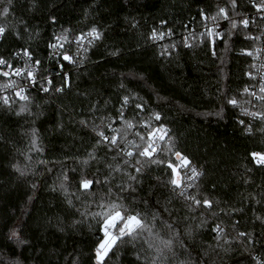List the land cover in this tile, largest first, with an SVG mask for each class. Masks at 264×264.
I'll list each match as a JSON object with an SVG mask.
<instances>
[{"label": "snow or ice", "instance_id": "snow-or-ice-1", "mask_svg": "<svg viewBox=\"0 0 264 264\" xmlns=\"http://www.w3.org/2000/svg\"><path fill=\"white\" fill-rule=\"evenodd\" d=\"M100 2L91 0L82 9L83 27L61 24L59 30L57 5L52 2L42 16L45 30L51 28L42 59L32 47L42 36L40 25L15 16L17 0H0V44L9 36L15 42L0 52V116L9 128L0 132V145L15 147L12 135L27 138L25 149L16 148L24 163H9L33 193L27 197L25 214L30 215L35 193L44 184L62 214L55 217V224L49 219L48 225L60 233L87 235L88 251L74 241L71 250L59 254L63 264H216L217 259L224 264L236 255L240 257L236 264H264V0H215L214 4L192 0L195 14L171 23L159 18L143 34V45L137 42L127 52L119 45H103L102 55L116 59L139 55L150 46L154 56L169 63L181 49L193 54L203 50L213 63L219 60L222 75L225 61L218 52L220 45L223 53L247 61L243 86L233 90L225 83L218 88L207 114L219 123L232 110L241 135L260 138L262 146L246 149L237 166V191L232 195L220 194V180L210 179L207 164L196 162L180 148L165 115L124 83H140L142 76L123 77L115 103L94 87L73 90V72L66 69L86 70L89 63L97 64L90 54L107 38L109 26L92 15ZM28 5L27 12H35L48 0H28ZM119 5L138 7L135 0H119ZM127 23L131 29L140 27L135 17ZM237 39L244 45L238 51ZM46 62L51 67H45ZM36 97L46 98L45 104L64 97L79 102L61 103L52 129L64 135L68 128L73 146L79 143L75 152L48 158L50 149L35 126L44 115ZM20 119L30 121V126L17 133ZM154 171L160 174L153 175ZM36 175L43 177L41 182H29ZM23 223L9 227L6 240L18 248L33 247L23 234ZM44 255L41 251L36 257L38 264Z\"/></svg>", "mask_w": 264, "mask_h": 264}, {"label": "trees", "instance_id": "trees-1", "mask_svg": "<svg viewBox=\"0 0 264 264\" xmlns=\"http://www.w3.org/2000/svg\"><path fill=\"white\" fill-rule=\"evenodd\" d=\"M52 2L57 5L56 29L59 30L61 24L79 29L84 26L80 19L82 9L87 8L91 0H48L47 6L41 5L35 12H27L28 0H17L15 16L24 17L30 20L33 26L41 27L42 36L32 42V47L42 59L44 39L51 32V28L45 30L46 25L42 16L47 15ZM135 2L138 7L122 9L119 0H101L99 8L92 15L99 17L102 26H109L107 38L99 49L90 54L92 60L99 61L97 64L89 63L86 70H71L73 90L75 91L77 87L80 90H91L94 87L101 93H108L111 103H115L122 78L127 76L131 79L133 74L142 76L143 80L140 83H128V80L124 83L142 100H151L149 107L165 115L174 134L179 137L180 148L196 162L207 164L212 170L210 179L220 180V194L223 195L225 192L229 195L234 194L237 191L238 177L234 175L237 166L242 164L246 149L254 150L262 146L260 138H244L238 131L235 123L236 113L232 110L227 111L225 120L219 123L207 114L214 107L210 101L214 99L218 88H222L225 83L233 90L243 86L245 81L242 72L247 61L235 54L223 53V45L218 48L225 61L223 75L218 71L219 60L213 63L203 50H196L193 54L181 49L177 59L171 63L154 56L155 50L150 46L147 51L135 56L125 55L120 59L103 56L104 44L122 46L127 52L130 46L135 49L137 42L141 45L145 43L143 34L147 33L159 18L166 17L170 23L173 20L179 22L186 20L196 11V5L192 0H135ZM203 2L214 4L215 0ZM132 17L140 21L138 29H131L127 23ZM10 43H15L11 36L7 42L0 44V52ZM235 43L236 51L244 46L239 39ZM223 76H228L229 79L225 81ZM44 99L36 97V103L43 106L44 115L36 120L35 126L40 130L44 144L50 149L48 158L62 157L64 152L69 150L75 152L79 143L73 146V141L68 136L69 129L64 130V135L53 133L52 129L58 119V106L61 103H69V100L73 103L79 102L74 97H64L55 101L49 100L45 104ZM181 107L187 111H181ZM33 111L39 110L33 107ZM131 115L132 113H129V116ZM64 119L67 121L66 116ZM28 126L30 121L26 123L20 119L15 128L19 133ZM7 131L8 125L0 116V132ZM12 139L15 141V147L0 145V264H14L17 261L19 264H38L36 257L41 251H44L45 255L39 264H63L59 254L65 248L71 250L74 241L77 242V247L87 252L90 246L87 235L60 233L48 225L49 219L55 224V217L62 214L54 194L50 193L44 184H41L35 193L30 215L25 214L29 207L26 204L27 197L33 193L28 183L17 179V174L9 167V163L16 160L24 163L16 148L25 149L28 141L20 135H12ZM39 171L42 172L43 168ZM152 174L160 173L154 171ZM260 175V172L256 173L257 181ZM42 179L43 177L39 175L30 176L29 182L35 180L40 183ZM47 183L50 185L52 180L48 179ZM225 184L228 185L227 188L224 187ZM21 221L24 222L23 234L32 241L33 247L18 248L6 240L8 228ZM238 259L240 257L236 255L232 259H225L224 264H236ZM216 264H221L219 259Z\"/></svg>", "mask_w": 264, "mask_h": 264}, {"label": "built area", "instance_id": "built-area-1", "mask_svg": "<svg viewBox=\"0 0 264 264\" xmlns=\"http://www.w3.org/2000/svg\"><path fill=\"white\" fill-rule=\"evenodd\" d=\"M45 67H51V66L48 65L47 62H46V63H45ZM66 70H67V71H71V70H73V69H72V68H67ZM42 71H43V69H42Z\"/></svg>", "mask_w": 264, "mask_h": 264}]
</instances>
